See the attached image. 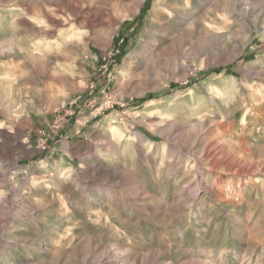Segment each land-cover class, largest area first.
Returning <instances> with one entry per match:
<instances>
[{
  "label": "rangeland",
  "instance_id": "1",
  "mask_svg": "<svg viewBox=\"0 0 264 264\" xmlns=\"http://www.w3.org/2000/svg\"><path fill=\"white\" fill-rule=\"evenodd\" d=\"M145 2L0 0V264H264V0Z\"/></svg>",
  "mask_w": 264,
  "mask_h": 264
},
{
  "label": "bare ground",
  "instance_id": "2",
  "mask_svg": "<svg viewBox=\"0 0 264 264\" xmlns=\"http://www.w3.org/2000/svg\"><path fill=\"white\" fill-rule=\"evenodd\" d=\"M165 0H159V2L158 3H160V4H163V2H164ZM217 1H219V0H217ZM154 3H157V2H154ZM157 3V4H158ZM207 4V3H206ZM80 6V5H79ZM218 6V5H217ZM164 7H165V5H164ZM170 6L168 5V8H169ZM172 7V6H171ZM153 8V7H152ZM160 8V7H159ZM167 8V7H166ZM176 10H177V14H178V16H183L184 15V13L181 11V10H179V7H176L175 8ZM182 9V8H181ZM156 10V9H155ZM163 10H165L164 8H163ZM175 11V10H174ZM43 12V11H42ZM75 12V11H74ZM161 12V11H160ZM46 14V13H45ZM175 14H176V12H175ZM55 16V15H54ZM77 16V15H76ZM87 18V17H86ZM83 19H84V17H83ZM88 19V18H87ZM76 20V19H75ZM92 20V19H91ZM55 22H56V20H54ZM64 21V20H63ZM77 21V20H76ZM86 21V20H85ZM48 23V22H47ZM61 23V22H60ZM55 24V23H54ZM85 24V23H84ZM60 26V25H59ZM63 27V26H62ZM93 27V26H92ZM58 28V27H57ZM88 28V27H87ZM172 34H174V33H172ZM176 35V34H175ZM180 35V34H179ZM177 42V41H176ZM153 55V54H152ZM151 56V55H150ZM153 58V57H152ZM144 59H146V58H144Z\"/></svg>",
  "mask_w": 264,
  "mask_h": 264
},
{
  "label": "trees",
  "instance_id": "3",
  "mask_svg": "<svg viewBox=\"0 0 264 264\" xmlns=\"http://www.w3.org/2000/svg\"><path fill=\"white\" fill-rule=\"evenodd\" d=\"M147 6H148V0H146L144 6H143V8H142V11H141V14H140V15H142V14H143V11H145V10L147 9ZM119 57H120V56L118 55V58H119Z\"/></svg>",
  "mask_w": 264,
  "mask_h": 264
}]
</instances>
